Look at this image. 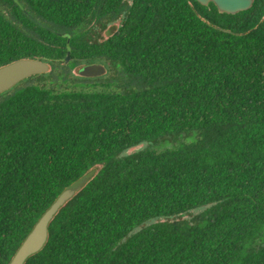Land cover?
<instances>
[{"label":"trees","instance_id":"1","mask_svg":"<svg viewBox=\"0 0 264 264\" xmlns=\"http://www.w3.org/2000/svg\"><path fill=\"white\" fill-rule=\"evenodd\" d=\"M20 59L49 70L0 94V264L91 169L24 264H264V0H0Z\"/></svg>","mask_w":264,"mask_h":264},{"label":"water","instance_id":"2","mask_svg":"<svg viewBox=\"0 0 264 264\" xmlns=\"http://www.w3.org/2000/svg\"><path fill=\"white\" fill-rule=\"evenodd\" d=\"M202 6L212 3L218 12L235 14L248 10L253 0H196ZM221 29V28H220ZM223 30V29H221ZM225 32H230L225 30ZM70 58V48H67L65 61ZM49 70L47 63L37 59H20L0 67V94L11 89L19 82L35 75L46 73ZM82 77L94 78L105 74V67L98 63L82 66L79 69ZM96 169L86 174L64 188L49 208L40 216L30 232L17 248L8 264H24L32 255L38 253L45 245L48 237V225L58 210L69 201L81 188H83L95 175Z\"/></svg>","mask_w":264,"mask_h":264},{"label":"rangeland","instance_id":"3","mask_svg":"<svg viewBox=\"0 0 264 264\" xmlns=\"http://www.w3.org/2000/svg\"><path fill=\"white\" fill-rule=\"evenodd\" d=\"M98 64H101L105 67L104 64H102L101 62H97ZM184 140V135H176V136H170L168 138H161L157 141V144L159 146H162V147H170L172 144L174 143H178L179 141H182ZM146 144H142L136 148H133L131 150H128L126 152H124L122 155H127V154H131L133 152H136V151H139L141 149H143L145 147ZM204 208H199V209H195V210H192L190 211L188 214H184L181 216L182 219H189L191 218L192 216H195L197 214H199ZM163 218H158V219H154L152 220L151 222H148L146 225L150 224V223H154V222H157V221H162Z\"/></svg>","mask_w":264,"mask_h":264},{"label":"flooded vegetation","instance_id":"4","mask_svg":"<svg viewBox=\"0 0 264 264\" xmlns=\"http://www.w3.org/2000/svg\"><path fill=\"white\" fill-rule=\"evenodd\" d=\"M254 1V0H253ZM212 3H209L208 4V6L207 7H209L210 5H211ZM253 4V3H252ZM213 5V4H212ZM214 6V5H213ZM215 7V6H214ZM240 12H242V11H240ZM238 13V12H237ZM236 14V13H235Z\"/></svg>","mask_w":264,"mask_h":264}]
</instances>
